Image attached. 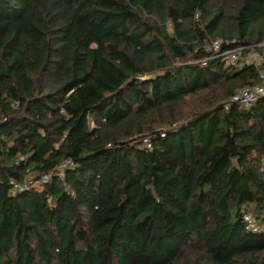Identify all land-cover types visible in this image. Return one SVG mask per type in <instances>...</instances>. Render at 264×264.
<instances>
[{
    "label": "trees",
    "instance_id": "16d2710c",
    "mask_svg": "<svg viewBox=\"0 0 264 264\" xmlns=\"http://www.w3.org/2000/svg\"><path fill=\"white\" fill-rule=\"evenodd\" d=\"M253 42L264 0H0V264H264Z\"/></svg>",
    "mask_w": 264,
    "mask_h": 264
},
{
    "label": "built area",
    "instance_id": "2783aa9c",
    "mask_svg": "<svg viewBox=\"0 0 264 264\" xmlns=\"http://www.w3.org/2000/svg\"><path fill=\"white\" fill-rule=\"evenodd\" d=\"M264 43V42H262ZM219 46V43L216 42L215 43V47H218ZM250 45L248 46H238L234 49H232L230 52H229V60L232 61V62H236L237 61V58H239L238 56L242 54V51L245 49V48H249ZM258 48H254L252 50L253 53H257L258 54V57H259V60H263L264 59V49L263 48H260V50H257ZM246 58L247 57H243V61L247 62V63H252V62H255V63H259L257 62L256 60L255 61H248ZM260 60V61H261ZM243 62V63H244ZM260 78H261V82L259 84H256L255 86L253 87H245L241 90H239L236 94H234L231 99L232 100H238V101H241L242 103H244L245 105H250L251 103H253L259 96L261 95H264V71H261L260 72ZM65 165H68V166H74V163L72 160L68 159L65 161ZM50 178V174H45L43 176V179L44 180H48ZM16 187L17 184L15 185ZM250 218V216H247V219Z\"/></svg>",
    "mask_w": 264,
    "mask_h": 264
},
{
    "label": "rangeland",
    "instance_id": "374dc122",
    "mask_svg": "<svg viewBox=\"0 0 264 264\" xmlns=\"http://www.w3.org/2000/svg\"><path fill=\"white\" fill-rule=\"evenodd\" d=\"M263 48L264 49V43H260V42H253L250 46H249V48H252V49H254V48ZM264 51V50H263ZM248 61H250V60H252V61H257V62H259L260 60H259V57H258V54L257 53H253V52H251L250 54H249V56H248V58H246ZM203 62V61H202ZM187 103L189 104V100L187 101ZM191 103V102H190Z\"/></svg>",
    "mask_w": 264,
    "mask_h": 264
}]
</instances>
